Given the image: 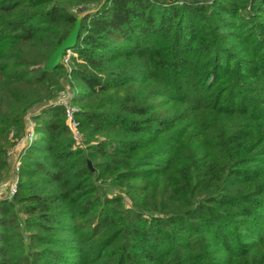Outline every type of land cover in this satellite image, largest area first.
<instances>
[{"label": "trees", "instance_id": "16d2710c", "mask_svg": "<svg viewBox=\"0 0 264 264\" xmlns=\"http://www.w3.org/2000/svg\"><path fill=\"white\" fill-rule=\"evenodd\" d=\"M28 122L0 264H264V0H0V179Z\"/></svg>", "mask_w": 264, "mask_h": 264}, {"label": "built area", "instance_id": "2783aa9c", "mask_svg": "<svg viewBox=\"0 0 264 264\" xmlns=\"http://www.w3.org/2000/svg\"><path fill=\"white\" fill-rule=\"evenodd\" d=\"M66 62H67V56L63 58V63H66ZM65 92L60 93L59 101L65 107L66 124H67V126L71 132V136L73 137V140L75 142H79V141L81 142V134L77 131L76 124H75L73 117H72L73 107L68 105V103H67L68 97L65 94ZM11 134H12V132L9 133V135H11ZM32 134H33L32 133V123L28 122L27 129H26L24 135L12 147H9L6 150V155L11 157L12 170L16 171L18 169L19 152L22 149V147L25 146V144L27 142L28 143L30 142V140L32 139V136H33ZM15 185H16V182L14 180L10 185H8V187L7 186L6 187L0 186V196L1 195L3 196L5 193H6L5 196H7V197L11 196L15 191ZM4 189L6 190V192H4Z\"/></svg>", "mask_w": 264, "mask_h": 264}, {"label": "water", "instance_id": "95a60500", "mask_svg": "<svg viewBox=\"0 0 264 264\" xmlns=\"http://www.w3.org/2000/svg\"><path fill=\"white\" fill-rule=\"evenodd\" d=\"M87 12L85 7L81 8V11L75 15L72 26L62 38L59 44L48 54L46 60L41 65L42 72H51L57 66L63 63V55L75 45L82 16ZM87 166L91 168L89 161H87Z\"/></svg>", "mask_w": 264, "mask_h": 264}, {"label": "rangeland", "instance_id": "374dc122", "mask_svg": "<svg viewBox=\"0 0 264 264\" xmlns=\"http://www.w3.org/2000/svg\"><path fill=\"white\" fill-rule=\"evenodd\" d=\"M230 21H232V20H230ZM233 21H235L234 23H236L237 22V18H234L233 19ZM239 30V29H238ZM240 31V33H243L241 30H239ZM238 31V32H239ZM237 32V33H238ZM228 42L229 43H232L234 46H238V44H239V42H238V40L235 38V37H232V38H230L229 40H228ZM232 51H234V53L236 52V48L234 47V49L232 50ZM242 56H243V54H242ZM244 57V56H243ZM56 73V72H55ZM252 92H250V94H251ZM65 94L67 95V97H69V95H68V93L67 92H65ZM249 94V95H250ZM97 138V135L96 136H94L93 138H91L90 140H88L89 142H92V141H94L95 139ZM75 142V141H74ZM28 143V142H27ZM26 143V144H27ZM25 144V145H26ZM74 145L75 146H79V147H83V143H82V141L80 142H75L74 143ZM137 153H140V152H137ZM12 171H13V174L11 175V173H12ZM16 172H15V170H12V165L10 164V166H9V169L7 170V172H6V175H5V177L3 178V179H0V186L1 187H8V185H10L13 181H14V179H15V174ZM7 182H8V185H7ZM113 186L110 184V183H108V184H104V186L102 187V189L100 190L101 191V193L102 194H106V193H111L112 191H114V190H112L111 188H112ZM105 189V190H104ZM4 192H6V190L4 189ZM5 195H6V193L2 196V197H5ZM264 223V222H263ZM78 260V259H77Z\"/></svg>", "mask_w": 264, "mask_h": 264}, {"label": "crops", "instance_id": "0c3cea01", "mask_svg": "<svg viewBox=\"0 0 264 264\" xmlns=\"http://www.w3.org/2000/svg\"><path fill=\"white\" fill-rule=\"evenodd\" d=\"M7 185H8V182H7Z\"/></svg>", "mask_w": 264, "mask_h": 264}]
</instances>
